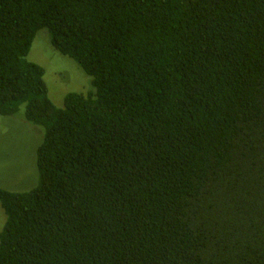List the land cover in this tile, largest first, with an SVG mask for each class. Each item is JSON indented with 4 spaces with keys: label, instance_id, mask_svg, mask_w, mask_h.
<instances>
[{
    "label": "trees",
    "instance_id": "16d2710c",
    "mask_svg": "<svg viewBox=\"0 0 264 264\" xmlns=\"http://www.w3.org/2000/svg\"><path fill=\"white\" fill-rule=\"evenodd\" d=\"M47 29L96 92L49 98ZM45 128L0 187V264H264V0H0V115Z\"/></svg>",
    "mask_w": 264,
    "mask_h": 264
},
{
    "label": "rangeland",
    "instance_id": "374dc122",
    "mask_svg": "<svg viewBox=\"0 0 264 264\" xmlns=\"http://www.w3.org/2000/svg\"><path fill=\"white\" fill-rule=\"evenodd\" d=\"M28 60L42 67L49 98L63 109L69 94L88 95L96 92L92 78L79 64L58 52L47 29L37 35ZM22 106L13 116L0 115V187L12 193H28L41 182L38 151L45 140V128L30 122ZM7 217L0 203V230Z\"/></svg>",
    "mask_w": 264,
    "mask_h": 264
}]
</instances>
